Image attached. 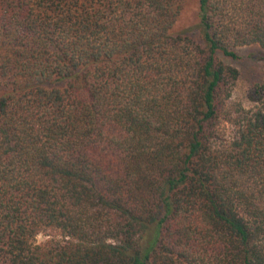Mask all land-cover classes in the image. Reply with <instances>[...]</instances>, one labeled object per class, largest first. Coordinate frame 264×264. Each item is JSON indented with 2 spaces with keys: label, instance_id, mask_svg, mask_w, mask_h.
Segmentation results:
<instances>
[{
  "label": "trees",
  "instance_id": "obj_1",
  "mask_svg": "<svg viewBox=\"0 0 264 264\" xmlns=\"http://www.w3.org/2000/svg\"><path fill=\"white\" fill-rule=\"evenodd\" d=\"M180 4L0 0V264H264V0Z\"/></svg>",
  "mask_w": 264,
  "mask_h": 264
},
{
  "label": "rangeland",
  "instance_id": "obj_2",
  "mask_svg": "<svg viewBox=\"0 0 264 264\" xmlns=\"http://www.w3.org/2000/svg\"><path fill=\"white\" fill-rule=\"evenodd\" d=\"M197 2L198 0H181L179 15L171 27V32L175 34H185L194 41L199 40V29L197 26ZM236 58L231 59L217 54V59L225 64L234 67L238 72V77L232 87L230 97L225 102V108L233 104H240L248 108L250 103L247 99L248 89L258 82L262 75L263 64L258 59L259 49L257 46H241L234 49ZM228 130L226 124L222 125ZM46 237L43 234L35 236L36 243H42Z\"/></svg>",
  "mask_w": 264,
  "mask_h": 264
}]
</instances>
